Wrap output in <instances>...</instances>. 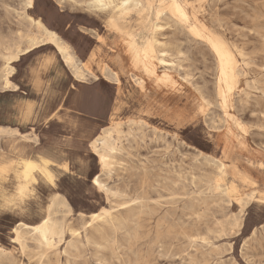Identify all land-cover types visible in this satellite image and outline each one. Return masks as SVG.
I'll use <instances>...</instances> for the list:
<instances>
[{"label":"rangeland","instance_id":"1","mask_svg":"<svg viewBox=\"0 0 264 264\" xmlns=\"http://www.w3.org/2000/svg\"><path fill=\"white\" fill-rule=\"evenodd\" d=\"M136 1L141 8L123 17L113 12L108 20L97 18L98 27L86 30L93 41L87 60H81L83 52L73 48L88 72L119 80L112 85L105 79L108 91L99 93L105 104L111 96L113 112L121 118L109 120L107 127L121 123L124 131L112 169L102 172L99 163L96 165L108 193L83 187L88 183L87 174L81 177L75 171L82 161L80 154L88 155L83 142L104 123L103 113L98 116L61 107L55 118L47 119L57 101L67 104L68 77L62 70L53 76L51 69H41L31 83L21 77L23 87L18 92L0 88V126L20 132L24 129L26 137L38 136L37 143L18 136L0 137V164L17 153L56 163L54 187L39 175L37 181L27 184L22 166L0 173V235H4L0 247L9 253L0 254V264H24L25 260L28 264H225L222 249L228 247L226 241L247 239L249 228L254 235L241 245L242 252L232 244L227 255L233 259L239 256L245 264H264V227L257 224L259 211L254 220L247 216L241 220L240 235H221L232 231L240 200L249 195L260 197L264 184V0H204L214 6L198 12L201 25L209 32L222 31L230 48L240 53L235 68L223 50V65L219 60L203 67L188 65L191 57L181 55L189 46L184 39L195 48V37H186L174 27L175 19L162 11L160 0ZM176 2L198 6L201 0ZM24 3L0 0V84L7 49L13 48L21 35L35 32L25 17L27 9L20 7ZM113 20L118 32L108 27ZM156 26L161 28L157 32ZM166 33L172 35L165 37ZM154 34L174 67L159 65ZM130 45L137 52L135 65L128 51ZM165 72L179 85L177 90L155 83ZM201 124L203 138L197 139L198 147L185 151L187 145L176 138L177 133ZM170 128L177 132L170 133ZM93 168L89 161L88 172ZM55 194L68 204L56 205L52 211L54 219L67 230L65 243H57L60 254L42 252L28 235L24 249L15 244L7 246L5 241L12 235L7 226L13 221H18V226L35 225L29 222L47 215ZM101 195L103 201L97 199ZM17 203L22 211L14 207ZM85 205L100 211L106 208L111 215L89 226L88 216L94 213L77 211ZM250 207L251 202L246 205ZM73 232L79 235L73 236Z\"/></svg>","mask_w":264,"mask_h":264},{"label":"snow or ice","instance_id":"2","mask_svg":"<svg viewBox=\"0 0 264 264\" xmlns=\"http://www.w3.org/2000/svg\"><path fill=\"white\" fill-rule=\"evenodd\" d=\"M129 3L130 0H123V2L119 4L114 3L113 0H90L88 3H86L85 0H25V3L20 7L22 9L26 8L32 10L28 14L27 19L34 26L36 35L43 36V44H41L40 41H33L15 48L9 59L18 62L11 67H9L7 63L3 65L7 71L3 74V83L0 84V88L14 89L17 92L23 87L20 83L21 77H24L31 83L36 80V73L41 69H51L53 76L61 70L63 71V74L68 77V82L65 84L68 94L67 104L62 105L60 101H57L56 105L47 113V119L49 120L55 118L56 113L60 111L61 107L73 108V111L95 112L98 116L100 113H103L104 123L84 140L83 147L88 155H84L83 152L80 154L82 156V161L78 168L75 169L81 177L87 174L88 183L87 185H83V187L90 188L94 193H108V188H106L97 178L100 168L96 165L99 163L103 164L106 169L109 168L107 152L115 151V149H110L108 144L105 143L107 125L109 124L110 118H121L116 117L115 112H113L111 96L109 97L108 103L105 104L102 96L99 95V93L108 91L109 86L105 79L100 77L98 73L93 75L91 72H87L86 80L78 74H74L69 68L71 61L68 59V54L71 51V48H75L77 52H83L81 60H87L88 53L92 51L91 44L93 41L88 39V32L86 30L98 27L97 18L108 20V16H111L113 12H119L121 17H123L129 12L142 7V5L137 3L130 8ZM213 6L214 5L212 4L204 3V0H201L198 6L195 3H177L176 0H172L171 3H165V0H160L159 4L162 11L169 12L171 17L175 19V28L181 30L186 37H195V41L193 42L196 44L195 48L191 46L189 39H184V43L189 46L183 49L181 55L187 53L188 56L191 57V59L187 61L188 65L198 64L201 67L206 64L215 65L217 60L223 65V50L224 52H227L228 59L231 62L232 67L235 68L236 61L240 59V53L238 50L230 48L229 44L226 43L224 39V33L222 31L213 29V32H209L208 28L201 25L200 20L197 19L199 11H203L205 7L210 8ZM148 7H151V5H148ZM81 12H87L89 15H77V13ZM101 13H107V15L101 16ZM89 16H91L92 19H89ZM108 27L113 31H119L114 20L108 22ZM92 35L96 34L92 33ZM169 35H172V33H166L165 37ZM49 37L51 39H49ZM82 42H87L89 47L84 48ZM45 44L50 45V47L43 46ZM145 47H147V45H145ZM128 51L132 57L133 64L135 65L137 52L134 46L130 45ZM161 54L167 55L168 53L161 50ZM160 63L165 64V61L161 60ZM174 66V63L166 65L167 68ZM12 73H16V76L14 79L9 80L8 77L12 75ZM149 75H151V73ZM113 81L114 83L118 82L115 78H113ZM183 82L185 86H187V79H184ZM155 83L157 85L171 87L173 90L179 88V85H177L170 76H167V72H165L164 77L157 78ZM63 99L64 97L62 95L61 100ZM203 103L207 104L208 101L204 100ZM199 111L203 112L204 108L201 107ZM60 114L61 116L64 115L63 112H60ZM97 122L98 121L94 123ZM128 123H132V121H128ZM141 124H143V121H141ZM150 127L151 126H149V133ZM102 129L104 130L105 135H101ZM24 131L26 130L21 129V133ZM241 131H243V128H241ZM169 132L176 133L177 130L176 128H170ZM17 135H20V133H17ZM176 138L184 140L187 145L185 151L192 150L198 147L197 139L203 138V125L201 124L200 127L190 126L185 131L177 133ZM33 139L36 138L33 137ZM102 143L105 144L104 151L99 147ZM89 161H91V164L94 166L91 172H88ZM65 171H67L66 167ZM42 172L47 183L54 187L56 178L46 168L42 169ZM245 183H248V181L246 180ZM260 191V197L249 195L247 201L239 202L240 208L236 213L237 219L233 225L232 231L229 233H222L221 235H226L228 237L240 235L239 229L243 227L241 220L246 216L249 220H254L257 211L260 213V220L257 221V224L264 227V184H261ZM97 199L103 201V196H97ZM249 202H251L252 207L246 208V205ZM73 206H76L75 202ZM126 206L127 205H125V207ZM14 207L21 211L23 210L19 203L15 204ZM85 210L97 214H99L100 211L99 208H89L87 205H85V208L83 209L77 208L78 212H84ZM105 215H107V213ZM93 219H95V217H93ZM29 223L39 225L38 227H35V232L43 237L41 244L48 249L47 254L51 256L59 255L60 253L57 252V243H65L63 235L66 229L57 225H52L50 223V217H41L40 220ZM18 224V221H13L7 226L8 231L11 232L12 235H8L5 244L9 247L11 244H15L19 249H24L25 245L20 239L19 232L16 231ZM49 231H51L53 236L59 235L60 239L58 242L56 240H49ZM76 235H79V233L73 232V236ZM245 235L247 236V239L244 237H241L240 240L230 238L226 241L228 247L222 249L223 254L226 255L225 264H245V261L240 259L239 256L233 259L230 255H227L230 252L232 244H235L237 249L242 252L241 245L247 244L248 240L251 239L254 233L251 228H249ZM0 240H4V235H0ZM204 243L208 244L209 242L205 240ZM0 254L7 256L9 253L5 251L4 247H0ZM63 255L67 256V252H64ZM24 264H28V261L25 260ZM52 264H56V262L53 261Z\"/></svg>","mask_w":264,"mask_h":264},{"label":"bare ground","instance_id":"3","mask_svg":"<svg viewBox=\"0 0 264 264\" xmlns=\"http://www.w3.org/2000/svg\"><path fill=\"white\" fill-rule=\"evenodd\" d=\"M89 2H90V0H89ZM113 2L119 4V3H122L123 0H113ZM137 3H139V2H137L136 0H130L129 7H131V6H133V5L137 4ZM29 10L30 9H27V11L25 12V17L26 18L28 16V11ZM157 11H158V9H157ZM30 24H31V22H30ZM31 27L34 28V26L32 24H31ZM159 29H161V28L159 26H156V32ZM43 39H44L43 36H37L36 32H34V34L21 35L20 39H19V42L17 44H15L13 48L7 49V53H5L3 55L5 63H7L9 67H11L13 64L18 62L16 60H10L9 59L12 56V52H13V50L15 48H18V47H20L23 44L30 43V42H33V41H40L41 44H43ZM49 39H51V38L49 37ZM152 41H153V44L158 49V55H159L158 63H159V65L161 67H163V68L169 69V68L166 67V65L173 64L169 60V58L171 57L170 54L165 49L163 43L157 39L156 34H154V36L152 37ZM43 46H50V45L45 44ZM128 48H129V46H128ZM161 50L166 51L168 54L167 55H162L161 54ZM68 59L71 61V63L69 64V68L73 71V73L74 74H78L79 76H81L82 78H84L86 80L87 79L86 73L88 71L85 69V67L83 65V62H81L78 59V57L76 56L73 48H71V51L68 54ZM138 60H139V57H138ZM161 60L165 61V64H161L160 63ZM152 66H154V65H152ZM6 71H7V69L4 68L3 69V74ZM13 74L14 73H12V75H10L8 77L9 80H11V77L13 76ZM105 79L109 82V84H112V85L117 84L119 82V80L115 78V80L118 81V82L114 83L113 78L111 76H109V75H105ZM218 82H220V81L218 80ZM2 91L11 92V91H16V90H14V89H3L2 88ZM129 128H131V130H132V125H129ZM17 133H20V135H17ZM123 133H124V131L122 130V124L121 123H111L107 127V135H106L105 143L108 144L110 149L114 148L115 151H108L107 152V159H108V165H109L108 169H106L103 164H99L101 166L102 172L110 171L112 169V167H113V165L115 163V155L120 151L118 143H119ZM101 135H105V132H104L103 129L101 131ZM17 136L21 137V138H24L26 140H29V141H31L33 143H37V141H38L37 134H34V137L36 139H33V137H30V136L26 137L25 135H23L17 128L14 129V128H11V127H8V126H0V137H5V138L10 139V138L17 137ZM99 147H100V149L102 151H104L105 144L102 143ZM14 166H22V170H21L22 178L27 184L37 181V178H36L37 175L42 176V177L45 178V176L43 175V172H42V169H45V168L49 172H51V174L55 177L53 167L56 166V163L54 161H52L51 159L46 158V157L39 156L38 159H34V158L29 157V156H24L21 153H17L16 156H14V158L8 160L5 163H1L0 164V173L1 174H7L9 172L10 168L14 167ZM65 167L66 166H64V168ZM97 178L100 180L99 177H97ZM100 182L106 187V185L101 180H100ZM247 200H248V198L247 199L243 198L240 201H247ZM56 205L57 206H61V207H68V204H67L66 200L63 197H61L59 194H55L52 197V204L49 207V210H48L47 215L45 216V218H49L50 217V223L52 225H57V226H60V227H63L64 229H66L62 224L58 223L53 217V212L52 211H53L54 206H56ZM106 213H107V215H105ZM110 215H111L110 210H108L106 208H103V209H101V211H99V214L94 213V214L89 215L88 216L89 222H87V224H89V226H91L93 223L105 221L106 218L108 216H110ZM93 217H95V219H93ZM38 226L39 225H27V224L23 223V224H20L17 227L16 231L19 232L20 239L22 240L23 243H25V241H26L25 235H28V236L31 237L32 240H34L39 245V248L42 250V252H47L48 249L45 246H42V244H41V241H42L43 237L40 234L35 232V227H38ZM66 231L67 230H65V232H64L63 239H64ZM48 236H49V240H56L58 242L59 239H60L59 235L53 236L51 231H49Z\"/></svg>","mask_w":264,"mask_h":264},{"label":"crops","instance_id":"4","mask_svg":"<svg viewBox=\"0 0 264 264\" xmlns=\"http://www.w3.org/2000/svg\"><path fill=\"white\" fill-rule=\"evenodd\" d=\"M112 121V119H110ZM111 124V123H110Z\"/></svg>","mask_w":264,"mask_h":264}]
</instances>
